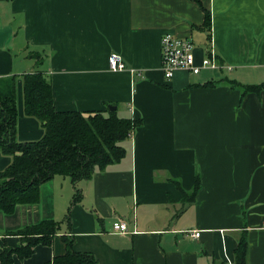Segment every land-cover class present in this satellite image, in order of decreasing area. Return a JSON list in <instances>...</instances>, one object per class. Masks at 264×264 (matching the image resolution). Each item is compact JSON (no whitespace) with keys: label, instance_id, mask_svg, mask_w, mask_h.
Instances as JSON below:
<instances>
[{"label":"crops","instance_id":"1","mask_svg":"<svg viewBox=\"0 0 264 264\" xmlns=\"http://www.w3.org/2000/svg\"><path fill=\"white\" fill-rule=\"evenodd\" d=\"M14 0L0 2V79L17 77L18 139L45 131L24 113V74L39 67L53 86L56 110L95 113L116 107L141 125L122 142L120 162L77 184L56 176L41 200L0 212V250L17 248L10 233L44 220L63 222L51 247L14 264H49L74 249L99 264H234L246 234L248 264H264V0ZM194 43L196 65L215 53L220 69L197 76L162 68L165 34ZM111 54L125 70L109 69ZM238 84H233L232 82ZM113 105V106H112ZM12 157L0 152V171ZM201 188L192 198L196 182ZM185 191L187 199L183 198ZM125 222L128 233L113 230ZM199 233V237L195 234Z\"/></svg>","mask_w":264,"mask_h":264},{"label":"trees","instance_id":"2","mask_svg":"<svg viewBox=\"0 0 264 264\" xmlns=\"http://www.w3.org/2000/svg\"><path fill=\"white\" fill-rule=\"evenodd\" d=\"M14 0H0V2ZM201 6L199 0H196ZM205 20L202 27L210 32L211 14L204 9ZM38 61L36 71L24 74V113L35 118L45 131L39 141L20 142L18 139V102L17 77L0 79V152L12 157V164L0 171V212L12 215L19 205H35L41 200V186L62 176L71 180L75 188L71 207L65 224L72 228V208L80 203L81 191L77 184L90 180L96 172L125 158L126 150L122 142L141 125V120L123 119L117 110L80 113L62 112L55 108L53 86L46 72L39 69L45 62V55L34 52L29 55ZM232 82V81H231ZM233 84H238L232 82ZM243 95L264 91V83L243 85ZM113 106V105H112ZM200 184L191 193L197 196ZM182 191L183 198L188 193ZM63 222L44 220L39 224L29 225L13 231L9 235L18 236L21 245L10 248L4 245L0 250V264H14V257L28 260L38 246L51 247L57 235L61 233ZM66 253L55 257L49 264H99L90 253H79L74 249V238L63 236ZM234 252V264H248L249 241L243 234Z\"/></svg>","mask_w":264,"mask_h":264},{"label":"built area","instance_id":"3","mask_svg":"<svg viewBox=\"0 0 264 264\" xmlns=\"http://www.w3.org/2000/svg\"><path fill=\"white\" fill-rule=\"evenodd\" d=\"M161 42L162 68L167 80L172 78L178 70H188L193 75H198L203 69H220L217 64V56L212 52L207 56L201 66L196 65L194 43L191 39H180L172 33L165 34ZM109 69L115 72L125 70L123 58L117 54H111ZM113 230L117 233H128V226L125 222H115ZM200 234L196 233L195 237Z\"/></svg>","mask_w":264,"mask_h":264},{"label":"water","instance_id":"4","mask_svg":"<svg viewBox=\"0 0 264 264\" xmlns=\"http://www.w3.org/2000/svg\"><path fill=\"white\" fill-rule=\"evenodd\" d=\"M109 110L110 111H116L117 109H116V107H111V108H109Z\"/></svg>","mask_w":264,"mask_h":264},{"label":"rangeland","instance_id":"5","mask_svg":"<svg viewBox=\"0 0 264 264\" xmlns=\"http://www.w3.org/2000/svg\"><path fill=\"white\" fill-rule=\"evenodd\" d=\"M39 60L36 61V63L38 62Z\"/></svg>","mask_w":264,"mask_h":264}]
</instances>
